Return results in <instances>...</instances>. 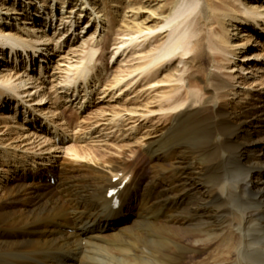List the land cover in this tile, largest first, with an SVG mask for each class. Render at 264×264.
Here are the masks:
<instances>
[{
	"label": "bare ground",
	"instance_id": "obj_1",
	"mask_svg": "<svg viewBox=\"0 0 264 264\" xmlns=\"http://www.w3.org/2000/svg\"><path fill=\"white\" fill-rule=\"evenodd\" d=\"M9 1L0 0V117L12 107L24 106L26 142L49 155H37L49 163L26 171L25 162L12 159L20 165L14 167L19 173L7 178L1 189L0 264H187L189 253L203 254L224 235L216 234L221 229L230 230L233 237L239 235L236 264H264V153L260 151L264 144V94H249L245 104H225L239 70L244 75L242 88L248 89L256 81L246 83L250 70L237 64L248 59L244 54L250 45L259 46L258 36L264 38V7H250L245 0H146L147 6L138 0L135 35L124 38L112 56L116 59L132 48L127 57L131 60H123L131 65H124L125 70L114 76L113 88L100 89L95 57L108 19H102L99 0H78L82 3L75 13L70 5L65 11L66 2L50 0L47 14L46 0H35L39 8L29 0L26 9L20 3L19 7L10 6ZM18 1L22 0L15 4ZM154 1L160 4L157 11L152 9ZM139 17L141 21H137ZM58 22L67 27L65 34L75 26V31L84 34L82 38L87 37L84 41L92 43L86 58H71L67 64L57 61L69 72L61 87L66 103L76 102L81 110L100 89L98 95L105 98L145 97L148 109L153 105L150 95L160 85L169 89L164 95L169 103L157 109L169 112V123L155 128L142 145L149 162L159 168L152 191H141L143 178L124 168L121 160H95V166L87 169L57 161L58 169L48 168L54 165L51 155L56 153V141H47V137L59 136L52 131L60 119L57 104L48 100L49 93L40 92L43 79L56 74L49 66L54 39L47 37L45 29L51 30ZM54 46L62 49L59 42ZM36 57L41 61L42 81L36 77ZM172 61L192 66L181 71L179 78H159L164 65ZM24 67L31 73H22ZM36 89L41 95L37 99ZM125 89L127 93L122 94ZM182 89L181 94L169 96ZM241 91L239 99L246 94ZM28 107L32 111H27ZM34 111L39 114L33 116ZM43 118H47L45 123L51 120L49 126L55 128H46ZM32 125L37 130L30 128ZM184 125L189 132L181 136ZM10 155L0 150L3 160ZM229 156L236 163L226 179L233 200L226 203L219 192L225 177L215 171ZM199 160L204 162L199 164ZM236 211L242 216L235 226L228 217Z\"/></svg>",
	"mask_w": 264,
	"mask_h": 264
},
{
	"label": "rangeland",
	"instance_id": "obj_2",
	"mask_svg": "<svg viewBox=\"0 0 264 264\" xmlns=\"http://www.w3.org/2000/svg\"><path fill=\"white\" fill-rule=\"evenodd\" d=\"M31 1L35 2V0H31ZM49 1L50 0L45 1L46 14L50 13V9H51V7H49L48 5ZM28 2L30 1L22 0L16 2L17 4H15V0H10L8 4L10 6L15 5V7H19V3H20L22 5L20 7H22V9L23 7L26 9V3ZM61 2L62 3L66 2L65 11H67V7H69V5L70 8L75 7L74 13L79 10L80 5L82 3L81 1L78 2V0H61ZM246 2L249 6L252 5V7H262V6L264 7V0H245V3ZM35 4H36V8H39V5H37V1L35 2ZM144 4L145 6H147L148 3L146 0H144ZM139 5L140 4L138 0H99V7H100L99 10H102L101 14H103L102 19L104 18H106V20L108 19V22H106L107 24L105 25L106 29L102 30V37H103L102 43L97 48L98 52L95 57V61L97 65L96 72L100 75L99 76L101 83L99 84L101 85L100 89H105V88L108 89L111 87L113 88V86H115L114 76H116L118 72L125 70L124 65H129V64L131 65V63L129 62L125 63L123 62V60L124 61L131 60L130 58L127 57L130 56L129 50H131L132 48L128 49V51H126L127 53L125 52L126 54L122 55L121 57H120V53L116 56V59H112V56L115 49L119 46V43L124 38L127 39L129 38V36L135 35L133 34L135 15L137 13V8H139ZM159 5L160 4L158 1H154L152 3V9L153 10L158 9ZM27 9H29V7ZM144 13H148L147 10ZM12 18L15 20L16 17H12ZM142 18L143 19L147 18V14H144ZM142 18L139 17L137 21H141ZM10 23L14 24V22H10ZM60 24L61 22H58L57 23L58 26L55 25L52 26L51 30L49 28L45 29V33L47 37L54 39V45L56 42H59L60 46L62 45V49L58 47L57 50L55 49L54 45L50 47V49L51 48L53 49L52 51L53 55L52 54L51 55L53 56L54 61L52 60L49 66L50 69L53 70V73L54 74L56 73L54 78L46 77L45 79H43L44 76H40L39 70L37 69L41 61L40 60L38 61V66H36V62H35V66H36L35 69H37L36 77L37 78L40 77V80L42 81L43 79L44 82V89H42L40 93L41 95L44 94V90L46 91L47 94L49 93L48 95L50 97L48 100L51 101L50 100L51 98L52 102H55L57 104L58 110L56 114L60 119V121L56 122V128L54 127L55 129L52 131V133L56 132L59 136L55 138V135L52 134L47 137L49 138L47 139V141L50 140L52 141V143L56 141V146H55L56 153L55 154L53 153L51 155L52 157L51 163H54V165L50 164L48 168L50 170L58 169L57 161L64 163H73L82 167L83 169L84 168L87 169L88 166H95L96 164L95 160L104 159V158L121 160L123 163H125L124 168H130L129 170L131 172L133 173L136 172L137 175H141V178H143L144 182L141 187V191L144 190L152 191L157 186V182H155L154 179L156 178V173L159 168H157V166H155L154 163L149 162L147 154L144 153L142 149V145L145 141L151 138L149 137V134L153 132L155 128H162L163 126L169 123L168 122L169 112L164 113L162 111H157L159 105L166 106L169 103L164 96L166 92L168 93L170 92L169 89H167L166 85L163 86L160 85L159 86L160 88H157L158 90L154 92L152 95H150V102L152 101L154 106L150 105L148 109L144 107V103L146 101L143 102V100L145 99V97L142 100H134L136 95H130L128 97L127 96L125 97L123 95L120 96L119 98L116 97L115 99H111V97L105 98V95H98L100 93L99 92L100 89L95 94L92 95L93 99L91 100V103L84 104L86 106L80 108L81 110H79L80 105H77L76 102L66 103L67 101V99H65L66 95L65 93H63L64 89L61 87H64L66 85L64 84L62 86L63 83H67L65 82V79H67L68 77L67 74L69 72L65 71V67H59L57 65V61H63L62 64H67L68 61H71L70 60L71 58H73V61H77L79 58H86L85 55H87L86 53L89 52L92 43L91 40H88V43L84 41L87 37L82 38L84 34H80L81 30L79 29L75 31L77 27L74 26L69 33L65 34L64 32L67 30V27L65 28L64 25L59 26ZM56 27H57V31L54 30ZM253 35L254 38L257 37V34H253ZM257 40L259 41V46L255 45V43L250 45L249 46L250 49L248 48V50H246L245 52L246 54H244V57L249 56L248 59L243 60L242 58L244 62H240L237 64L240 67L242 66V68H248L250 70L249 71L250 74L245 77L246 83L249 82L252 83L255 80L256 81L253 85H250L248 89L242 88L241 83H242V79H244V75L238 69L239 70L238 74H236L237 78L236 80L232 81V83L234 84V88L229 91L225 99L226 100L225 104L227 107H230L231 103L245 104L249 94H252L253 92L254 93L259 92L264 94V38L261 40V37L258 36ZM154 45H156L155 42ZM253 46L255 47L251 48ZM241 55L243 54H240V56ZM255 55H259V57L258 58L251 57ZM9 57L10 56L8 55V60H10ZM36 58L38 60V57ZM190 66L192 65L189 64L187 65L184 62L179 63V61H172L170 63H166L159 72L158 77L163 78L166 76H170V79H173V77L179 78L181 76V71L188 69ZM210 69L213 68L210 67ZM19 70L20 68H18V71ZM25 70L27 71L28 74L31 73V71L27 70V67L22 68L21 72L22 73L26 72ZM240 77L241 79H239ZM224 78L226 80H229L227 76H225ZM40 80L39 83H41ZM185 83L188 84L189 81L187 80ZM177 84L181 85V83H177ZM55 89L57 90V93L51 95L52 90L54 92ZM240 89L242 90L241 91L242 93L244 92L246 93L242 99L241 98L239 99L240 96H237ZM133 90L135 89L133 88L132 91ZM33 91L37 92V89ZM178 91L179 90H175L171 92L173 94L170 93L171 95L169 96H175L177 93L181 94L183 92V89L180 90V92ZM40 93L37 92L34 95V98L37 99V96ZM125 93H127L126 89L122 94ZM41 95L38 97H41ZM8 111H9L8 113L7 110L5 111L4 117H0V129L2 131L0 134V150L4 149V151L7 150L9 153H11L9 157L7 156L10 160L8 158L4 160L3 158H0V195L3 194L1 189H4L3 188L4 185H7L4 184L6 183L5 180L7 178H10V176L14 178V176L17 175V173H19V170L15 171L14 167L15 165H20V164L14 162V160L12 159L17 158L16 161L22 160L23 162H25L26 167L24 169H26V171H29L28 169L33 170L35 168L36 169L41 168L47 165V163H49V162L40 161L38 159L39 157H37V155L39 154L42 155L41 154L42 152L39 149L40 147L36 149L33 145H29V143L26 142L27 134L23 133L24 130L22 128V124L25 125V123H27L25 122L24 119L26 108L21 109L22 111L21 116H19V109L14 110L12 107ZM137 111L138 113H136ZM132 117L133 119H130ZM46 119L47 118H43L44 125L45 124L50 125L49 123H45ZM114 120L117 121V125L119 126H114L116 124L115 122H113ZM133 127H135L136 130H132ZM30 128H34L35 130L37 126L34 125L31 126ZM188 132H189V128L186 125H184L179 131L181 136L183 134L185 135ZM255 135L258 136V134ZM217 138L218 139L221 138V135L218 134ZM263 145L264 144L261 143L262 149L260 151L262 153H264ZM42 156H43L42 158H45L49 155L44 154ZM203 162H204L203 160L198 161L199 164ZM235 163L236 162H234V158L229 156L224 158V161L219 163V165H216L215 173L217 172V170H219L220 176L222 178L225 177V182L222 183L221 186H219V192L223 196V200L226 203H229L233 200L232 199L233 189H231V187L226 184V179L227 177H230L229 176L230 172H232ZM22 169L23 168H21V170ZM213 178L214 177H211L207 181L211 183ZM235 203L239 204L237 202ZM241 216L242 213L236 211L228 218H232L233 223L236 226L237 224L240 223ZM218 218L220 221L224 220L222 218V215H220ZM232 230L234 233L236 227L233 228ZM221 233H224V235L219 239H216V241L213 242L214 244L211 245L210 249L204 252L203 254L194 255L192 253L191 254L189 253L187 264H216V263L236 264L238 261L237 250L239 248L241 241L238 240L239 235L238 233H236V235L233 237L232 232L226 229H224V231H222L221 229L216 234H221Z\"/></svg>",
	"mask_w": 264,
	"mask_h": 264
}]
</instances>
